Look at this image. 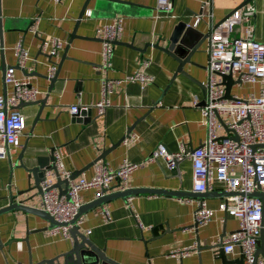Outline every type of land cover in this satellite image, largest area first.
Here are the masks:
<instances>
[{
    "label": "crops",
    "instance_id": "obj_1",
    "mask_svg": "<svg viewBox=\"0 0 264 264\" xmlns=\"http://www.w3.org/2000/svg\"><path fill=\"white\" fill-rule=\"evenodd\" d=\"M118 13L101 16L93 12L92 2L77 25L85 0H0V96L10 91L3 81L4 71L15 65L14 46L19 40L29 51L30 61L24 72L17 70L16 77H25L38 89L36 102L23 104L18 110L24 116L26 127L20 137V147L0 159V209L7 205L10 187L13 194L27 189V174L17 168L22 154L24 162L29 157H48L54 148L63 149L65 168L72 173L82 171L106 154L104 162L116 169L127 160L143 166L130 174L128 189H151L193 193L190 160L186 158L176 168L168 169L163 159L150 160L158 146L166 155L194 150L205 137V129L198 124L199 112L192 107V98L202 102L200 83L205 80V70L185 65L183 71L199 84L177 75L171 81L176 63L153 46L163 47L173 27L182 22L190 27L198 39L208 35L243 0H170V16L156 14V0H115ZM246 5L255 8L251 31L255 41L264 42V0H251ZM200 16L195 24V16ZM116 17L124 18V30L113 52L112 66L107 72L100 70L101 42L96 37L97 27ZM38 19L36 35L30 32ZM243 24L235 26L230 38H243ZM75 31V32H74ZM75 35V36H73ZM50 38L65 42L58 57L60 69L57 80L47 77L48 58L41 51L42 43ZM160 41L158 42V40ZM199 49L201 54L193 61L204 67L207 61V38ZM42 53V54H41ZM150 61L147 69L143 61ZM137 71H145L154 82L141 89L136 83H122L113 89L111 106L103 116L91 110L79 111L73 117L72 105L91 106L100 97L103 78L122 80ZM232 81H238L232 74ZM51 87V89H50ZM236 87V92L232 88ZM259 84L234 83L230 96L257 95ZM241 89V90H240ZM46 100L42 109L38 101ZM130 133L137 134L136 143H121ZM221 128L216 129L222 136ZM94 166H89L75 178H90ZM127 189V190H128ZM118 191L114 190L112 193ZM34 192L18 200L26 199ZM111 193V194H112ZM226 191L213 183L203 197L179 198L156 194H139L127 199L116 198L104 207L84 214L80 232L107 258L117 264H226L237 259L217 256L216 245L237 229V221L215 211L204 227L192 229L194 205L186 200L205 201L215 209ZM84 204L96 199L95 190L81 192ZM130 200V201H129ZM40 198L25 203L39 209ZM107 209L111 222L104 223L101 211ZM137 216V218H136ZM45 229V230H43ZM49 223L31 214L12 212L0 216V264H42L69 249L70 241L49 234ZM89 232V233H87ZM190 248L184 257L172 253ZM63 260H60V264Z\"/></svg>",
    "mask_w": 264,
    "mask_h": 264
},
{
    "label": "built area",
    "instance_id": "obj_2",
    "mask_svg": "<svg viewBox=\"0 0 264 264\" xmlns=\"http://www.w3.org/2000/svg\"><path fill=\"white\" fill-rule=\"evenodd\" d=\"M50 1L58 4L61 0ZM170 11V0H156L155 18L159 14L168 17ZM254 15L255 8L245 5L232 10L209 30L205 80L202 83L205 89L203 105L198 104L196 97L192 98V107L199 112L198 124L205 129V137L200 146L187 156L191 165L193 193H206L211 190L213 183L220 184L229 193V196L221 198L215 209L208 208L202 199L186 200L194 205L191 228L196 230L207 225L215 211L235 219L237 229L219 241V244L224 255L241 260V264H264L260 257L253 260L260 230L264 238V205L258 199L248 196L254 193L264 195V42L253 39L250 25ZM199 18L200 16H195V24ZM38 22L35 19L30 29L35 35ZM239 24L244 26L243 38H230L233 28ZM123 30V17H116L97 27L95 34L101 42V71L107 72L111 69L114 47L121 39ZM64 46L65 42L58 38H50L42 43V52L48 56V79L53 78L57 71V59ZM14 55L15 65L6 68L3 75L4 84L10 87V91L0 96V159H5L7 154L20 147V137L26 122L17 106L34 103L40 95L27 78L16 77V71L24 72L31 60L22 40L14 46ZM149 64L150 61L144 60L143 68L147 69ZM228 73L237 75L241 84H259L258 94L225 99L219 76ZM153 82L154 77L145 71L134 72L122 80L103 78L100 81L99 100L91 106L72 105L69 112L74 117L79 111L94 109L97 116H103L111 106L110 97L115 86L136 83L144 89ZM217 117L221 118L228 131L223 133L225 139H217ZM137 141V134L130 133L123 142L130 144ZM184 152V148L179 146L177 153L166 155L165 149L158 146L150 160L161 158L166 167L171 169L172 158L180 159ZM52 155L55 171L48 172L47 178L41 184L43 195L39 209L58 223L57 227L49 230L50 236L66 241H71L70 223L84 205L81 192L95 190L96 199L109 195L114 190L123 192L128 189L127 180L130 174L143 166V163L134 164L124 160L116 169H112L104 162H97L93 165L94 173L90 178L82 176L76 181H69L66 199L60 196L57 189L52 188L55 173L61 179L68 180L71 176L63 163L65 153L62 148L56 147ZM101 218L104 223L111 222L107 209L101 211ZM82 223V218H79L75 226L79 227ZM191 252L190 248L183 249L172 253V257H184Z\"/></svg>",
    "mask_w": 264,
    "mask_h": 264
},
{
    "label": "water",
    "instance_id": "obj_3",
    "mask_svg": "<svg viewBox=\"0 0 264 264\" xmlns=\"http://www.w3.org/2000/svg\"><path fill=\"white\" fill-rule=\"evenodd\" d=\"M250 1L251 0H243L242 3L236 9L245 6ZM91 2H92L93 12L97 13L98 15L105 17L108 15H113V14L118 13L117 8L113 5L115 3H119V1L85 0V3L81 9V12H80V15L77 21V25L83 19L84 15L86 14V10ZM0 24H1V17H0ZM205 38H207V35L205 37H201L200 39H198L190 27L186 26L182 22H179L173 27L169 37L163 41L164 43L163 47H160L158 44L153 46L155 50L162 52L163 54H165L167 57H169L172 61L176 63V67L172 74L171 81L174 80V78L177 75H181L195 82L196 84H199L197 81H194V79L187 77V75L182 69L185 65H190L192 67L205 70L204 67L199 66L197 63H195L192 60L194 56L202 53L199 47ZM159 41L160 39L158 40V42ZM41 51H42V48H41ZM43 55L48 58L46 54L43 53ZM60 63L57 66V71L55 75L53 76V78L49 79L51 83V87L53 86V83L57 80L58 72L60 69ZM44 78H47V77H44ZM219 78L221 79V86H223L224 88L223 97L225 99H230L231 98L230 88L234 83H239V81L233 82L231 73H228L225 76H219ZM200 86L204 94L205 89L202 83H200ZM38 103L41 104L42 109L46 107V100L38 101ZM28 104H31V103H28ZM22 105L23 104L18 105L17 109L20 108ZM200 105L201 106L203 105V101L200 103ZM91 110L92 109H88L87 111L89 120H91L90 119ZM217 123H218V126L224 132V134H226L228 131L226 127L224 126V123L220 117H217ZM133 128L134 127H131L128 130V134L133 130ZM225 138H226L225 135L217 137L218 140L225 139ZM232 139L236 140L235 137H233ZM123 141H124V138L121 139L118 143H116V145H114L112 149L115 148L116 146H119L121 143H123ZM108 152L109 150L103 151L102 154L99 157H97L95 161H93V163L89 166L94 165L100 160H104ZM191 152L192 150L185 151L183 153V156L180 159H176L175 157H173L172 167L176 168L177 164L185 160ZM52 153L53 151H51L48 157H29L27 161L25 162L23 159V155L21 154L19 156L18 158L19 164L17 165V168L22 169L27 174L26 176L27 189L24 191L18 192L16 194H13L9 187L7 197L3 198V200L7 202V205L0 209V216L4 214L12 213V212H23L25 214L35 215L45 220L47 223H49V228L58 226V223H56L46 212L40 209L34 208V207H29L25 204L27 202L34 201V199L36 198L42 197L43 192H42L41 184L47 178L48 172L55 171ZM6 158L10 162L9 154H7ZM86 169L72 173L68 180L61 179L59 175L55 173L56 178H55V182L52 185V188L57 189L60 196H64L66 199H68L69 181H74L75 178L79 176L81 173H83ZM32 192L34 193L30 197L26 199L18 200L22 196L32 193ZM139 194L166 195V196H170L174 198H179L183 196L184 194L185 196L190 197V198L203 197L202 194H198V193H183L179 191H161V190H151V189H128L123 192H116V193L103 196L101 198H97L90 203L84 204L80 208L75 218L71 221L70 225H72V227L69 230V234L71 238L69 249L63 253H60L59 255H57L51 260L44 261L42 264H60L61 259L63 260V263L61 264H117L116 262L106 257L104 250H100L97 247H95L90 242V240L87 238V236L83 235L80 232L79 227L75 226V223L79 218H81L87 212L92 211L97 208H101L102 206L109 203L110 201H113L116 198L127 199L132 196L139 195ZM223 196H229V193H224ZM248 196L251 198L258 199L261 202V205L262 206L264 205V195L259 194V193H254ZM262 223H263V219L261 220V224ZM216 248H217V251H216L217 256H219L220 258L224 257L222 255L221 245L220 244L216 245ZM1 249H2V243L0 241V250ZM257 257H260L264 262V238H263L262 230L259 231V235L257 238V249L254 253L253 260L255 261ZM226 264H241V260H237L232 263L226 262Z\"/></svg>",
    "mask_w": 264,
    "mask_h": 264
},
{
    "label": "rangeland",
    "instance_id": "obj_4",
    "mask_svg": "<svg viewBox=\"0 0 264 264\" xmlns=\"http://www.w3.org/2000/svg\"><path fill=\"white\" fill-rule=\"evenodd\" d=\"M240 90H241V89H240ZM233 91H235V92L237 91V90H236V87H233V88H232V92H233ZM222 119H225V118L222 117Z\"/></svg>",
    "mask_w": 264,
    "mask_h": 264
}]
</instances>
